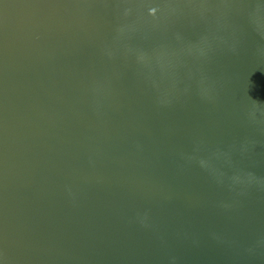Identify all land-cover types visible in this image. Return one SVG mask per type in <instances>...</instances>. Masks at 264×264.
Instances as JSON below:
<instances>
[{
	"label": "water",
	"instance_id": "95a60500",
	"mask_svg": "<svg viewBox=\"0 0 264 264\" xmlns=\"http://www.w3.org/2000/svg\"><path fill=\"white\" fill-rule=\"evenodd\" d=\"M0 264H264V0H0Z\"/></svg>",
	"mask_w": 264,
	"mask_h": 264
}]
</instances>
